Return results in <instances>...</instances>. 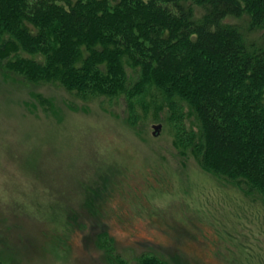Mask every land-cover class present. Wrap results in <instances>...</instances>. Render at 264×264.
<instances>
[{
	"label": "rangeland",
	"instance_id": "1",
	"mask_svg": "<svg viewBox=\"0 0 264 264\" xmlns=\"http://www.w3.org/2000/svg\"><path fill=\"white\" fill-rule=\"evenodd\" d=\"M110 47L122 70L99 93L0 63V264H229L251 244L196 157L194 84L213 68L177 53L178 75L150 71L127 100L143 50Z\"/></svg>",
	"mask_w": 264,
	"mask_h": 264
},
{
	"label": "trees",
	"instance_id": "2",
	"mask_svg": "<svg viewBox=\"0 0 264 264\" xmlns=\"http://www.w3.org/2000/svg\"><path fill=\"white\" fill-rule=\"evenodd\" d=\"M245 15L246 25L229 21ZM110 46L145 55L136 57L127 100L150 71L178 75L184 65L174 64L177 53H200L199 76L213 68L194 84L196 157L231 186L218 189L220 202L233 208L222 223L251 244L229 264H264V0H128L114 7L108 0H0V63L8 67L21 71L24 64L36 78L98 92L122 70L124 52L114 48L115 61ZM20 51L29 58L12 57Z\"/></svg>",
	"mask_w": 264,
	"mask_h": 264
},
{
	"label": "water",
	"instance_id": "3",
	"mask_svg": "<svg viewBox=\"0 0 264 264\" xmlns=\"http://www.w3.org/2000/svg\"><path fill=\"white\" fill-rule=\"evenodd\" d=\"M160 130H161V125H155V126H153V133H152V135L154 137L158 136Z\"/></svg>",
	"mask_w": 264,
	"mask_h": 264
}]
</instances>
